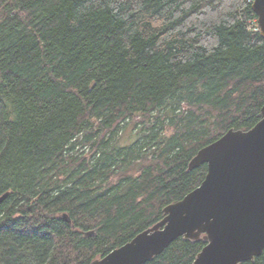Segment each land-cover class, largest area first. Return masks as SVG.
Masks as SVG:
<instances>
[{"label": "trees", "instance_id": "obj_1", "mask_svg": "<svg viewBox=\"0 0 264 264\" xmlns=\"http://www.w3.org/2000/svg\"><path fill=\"white\" fill-rule=\"evenodd\" d=\"M253 2L0 0V264H91L201 184L197 152L262 118Z\"/></svg>", "mask_w": 264, "mask_h": 264}, {"label": "water", "instance_id": "obj_2", "mask_svg": "<svg viewBox=\"0 0 264 264\" xmlns=\"http://www.w3.org/2000/svg\"><path fill=\"white\" fill-rule=\"evenodd\" d=\"M264 38V0H254ZM250 129H229L202 147L189 169L207 164L204 180L167 205L164 217L91 264H144L183 237L205 245L192 264H240L264 252V104ZM9 192L0 195V204ZM62 218L72 222L68 213ZM94 230L86 232L93 236Z\"/></svg>", "mask_w": 264, "mask_h": 264}, {"label": "rangeland", "instance_id": "obj_3", "mask_svg": "<svg viewBox=\"0 0 264 264\" xmlns=\"http://www.w3.org/2000/svg\"><path fill=\"white\" fill-rule=\"evenodd\" d=\"M155 119V118H154ZM130 128H128L126 131H124L125 133L122 134V138H121V143L123 145H127L129 144L130 142L134 141V140H130V136H132L133 133L130 132ZM130 132V133H129Z\"/></svg>", "mask_w": 264, "mask_h": 264}, {"label": "built area", "instance_id": "obj_4", "mask_svg": "<svg viewBox=\"0 0 264 264\" xmlns=\"http://www.w3.org/2000/svg\"><path fill=\"white\" fill-rule=\"evenodd\" d=\"M258 29L260 30V27H259V25H258V28H256V30H258Z\"/></svg>", "mask_w": 264, "mask_h": 264}, {"label": "bare ground", "instance_id": "obj_5", "mask_svg": "<svg viewBox=\"0 0 264 264\" xmlns=\"http://www.w3.org/2000/svg\"><path fill=\"white\" fill-rule=\"evenodd\" d=\"M258 25H259V23H258ZM260 27V26H259Z\"/></svg>", "mask_w": 264, "mask_h": 264}]
</instances>
